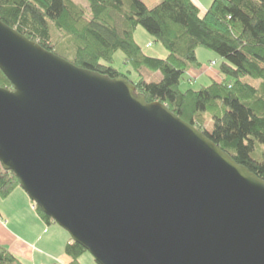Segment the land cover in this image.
Listing matches in <instances>:
<instances>
[{"label":"water","instance_id":"1","mask_svg":"<svg viewBox=\"0 0 264 264\" xmlns=\"http://www.w3.org/2000/svg\"><path fill=\"white\" fill-rule=\"evenodd\" d=\"M0 165L97 264H264V180L122 76L0 20Z\"/></svg>","mask_w":264,"mask_h":264},{"label":"trees","instance_id":"2","mask_svg":"<svg viewBox=\"0 0 264 264\" xmlns=\"http://www.w3.org/2000/svg\"><path fill=\"white\" fill-rule=\"evenodd\" d=\"M85 1L88 8L74 0H0V20L77 67L125 77L147 102L165 104L264 180V0H212L205 9L193 0H161L152 8L142 0ZM138 26L163 46L164 57L144 53L134 39ZM199 47L220 58V78L182 90L188 70L202 66ZM116 52L126 72L115 66ZM144 68L159 71L161 79L146 80ZM0 87H12L1 70ZM18 186L0 165V198ZM86 252L71 238L64 246L70 264H80ZM0 264L24 263L0 244Z\"/></svg>","mask_w":264,"mask_h":264},{"label":"crops","instance_id":"3","mask_svg":"<svg viewBox=\"0 0 264 264\" xmlns=\"http://www.w3.org/2000/svg\"><path fill=\"white\" fill-rule=\"evenodd\" d=\"M193 1L200 6L199 0ZM205 8L207 7L205 6ZM200 63L202 64L201 67L188 70L189 84L193 82L208 84L211 79L220 78L216 65L208 66L209 63ZM19 191V188L16 187L12 193L19 195ZM11 194L5 199H8ZM23 200V208L26 212V215L23 216L6 212L1 207L3 202H0V244L7 247L24 264H70V257L64 253V246L70 239L69 235L56 225L58 230L55 229L54 233L56 231V235L58 234V237L55 236V238L59 248L55 249L53 245L55 238L49 237L48 239L46 236L49 228L55 225L53 223L47 224L32 208L31 202L27 200L26 196Z\"/></svg>","mask_w":264,"mask_h":264},{"label":"rangeland","instance_id":"4","mask_svg":"<svg viewBox=\"0 0 264 264\" xmlns=\"http://www.w3.org/2000/svg\"><path fill=\"white\" fill-rule=\"evenodd\" d=\"M74 1L80 5L88 8L87 2L85 0H74ZM142 1L146 4V6L148 8H152L155 5H157L161 0H142ZM199 1H200L199 2L200 7L202 9H204L205 6L208 7L210 5L212 0H199ZM87 16H90L88 11H87ZM134 39L142 47V49L146 55L155 56V57H164L167 54V52L165 51L163 46L159 42L154 41V39L141 26L137 27V29L134 33ZM148 43H150V45ZM146 44H148V45H146ZM162 55H164V56H162ZM197 58H198L199 62H204L206 64L209 63L210 60L215 61L216 62L215 67L217 69L219 68V65L221 62L220 58L217 57V55L215 53H213L212 51L207 50L203 47H199L197 49ZM122 59H123V56L120 52H116L114 54L115 66L119 70L126 72V70L122 64ZM207 65L210 66V64H207ZM142 74H143V77L149 81H159L161 79V73L159 71H152V70L144 68L142 70ZM226 79L230 80V78H226ZM201 84H202L201 82H193L190 85L188 82H186V80L184 78L180 81V88L182 90H185L188 88H192V89L197 90ZM206 126L210 131L213 128L212 120L209 117H208V122H207ZM18 188L20 190L19 195L17 193H12L8 199L0 198V202H3L1 204V207H3L6 212L13 213V214L15 213V214L23 216V215H26V212L23 208L24 196L27 197L28 201L31 202V200L28 198V196L26 195L24 190H22L20 188V186H18ZM31 205L33 206V202H31ZM14 217H16V216H14ZM52 223L55 226H52L49 228L50 230L48 231V233L46 235L48 239H49V237L50 238H55V236H56V238L58 237V234L56 235V231L54 233V230L57 229V227H56L57 224L53 221H52ZM9 225H10V223L8 224V226ZM56 238H55V243L53 245H54L55 249H58L59 244H58V241ZM59 238H60V236H59ZM50 243H52V242H50ZM56 244H58V245L56 246ZM52 251H54V250H52ZM80 264H97V263L94 261L93 257L88 252H86L80 258Z\"/></svg>","mask_w":264,"mask_h":264}]
</instances>
